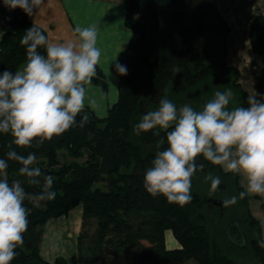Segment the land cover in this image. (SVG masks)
<instances>
[{
  "label": "trees",
  "instance_id": "16d2710c",
  "mask_svg": "<svg viewBox=\"0 0 264 264\" xmlns=\"http://www.w3.org/2000/svg\"><path fill=\"white\" fill-rule=\"evenodd\" d=\"M1 1L0 74L15 72L27 61L21 40L35 26L21 9H9ZM217 0H124L126 26L132 38L116 63L127 68L119 75V98L105 118L88 108L76 117V124L58 137L18 148L11 134L0 133V159L9 150L34 154L33 167L41 169L39 184L20 176L22 165L8 162V180H20L28 194L43 190L44 178L53 177L56 198L39 205L25 200L28 229L24 243L16 249L11 264H48L40 256L43 227L52 218L67 215L82 206V229L78 237L80 264H264V240L260 223L249 211L248 196L229 207L205 201L199 185L205 177L218 176L215 191L222 199L244 191L237 174L225 173L203 157V165L192 178L191 202L179 206L163 196L152 197L144 188V176L158 151L166 149V132L157 130L136 135L141 117L168 98L179 108L185 104L202 110L216 91L233 92L230 108L249 106V95L240 84L238 69L226 62L229 25L220 15ZM43 32L44 30L35 26ZM47 37V36H46ZM250 39L255 52L264 54V16L250 23ZM38 52L46 54L44 47ZM115 63V64H116ZM92 84L104 91L108 83L97 70ZM88 122L81 128V118ZM161 140L165 143L159 148ZM241 220L248 246L239 248L226 237L233 220ZM172 231L181 248L169 250L166 231ZM54 264H67L58 258Z\"/></svg>",
  "mask_w": 264,
  "mask_h": 264
},
{
  "label": "clouds",
  "instance_id": "9594fccd",
  "mask_svg": "<svg viewBox=\"0 0 264 264\" xmlns=\"http://www.w3.org/2000/svg\"><path fill=\"white\" fill-rule=\"evenodd\" d=\"M9 9L19 8L33 15L44 0H4ZM75 40L52 43L41 30L33 26L21 40L26 47L27 63L15 73L0 74V133L11 134L18 148L37 147L58 137L76 124L84 112L87 88L97 75L102 50L97 46L96 25L74 28ZM44 47L46 54L38 52ZM117 73L127 74L126 66L115 64ZM233 92L216 91L202 110L185 104L179 108L168 98H162L158 108L144 114L134 125L136 135L157 130L166 132L167 148L156 153L144 176V188L152 197L163 196L169 203L184 206L191 202L192 178L203 165V157L226 173L238 174L245 191L223 201L229 207L246 195L264 196V102L249 97V106L230 108ZM88 107H93L89 103ZM88 122L85 114L80 121ZM165 143L161 140L157 147ZM22 165L20 176L39 184L41 169L33 167L34 154L21 155L9 150L7 160L0 159V264H11L16 249L24 243L28 229V209L25 200L36 204L52 201L53 177L44 178L39 194H28L20 180H8V162ZM210 191L215 192L221 180L209 174ZM264 247V240L259 242Z\"/></svg>",
  "mask_w": 264,
  "mask_h": 264
},
{
  "label": "crops",
  "instance_id": "0c3cea01",
  "mask_svg": "<svg viewBox=\"0 0 264 264\" xmlns=\"http://www.w3.org/2000/svg\"><path fill=\"white\" fill-rule=\"evenodd\" d=\"M216 7L230 27L227 36V64L238 69L240 84L249 97L255 96L258 101L264 102V54L254 51L250 39L251 20L255 15L264 16V0H217ZM28 19L44 30L52 43L75 40L74 28L77 25H96L97 46L102 50L97 70L104 73L108 90L104 91L91 83L87 88L85 109L92 110L98 118L107 117L109 109L119 98V78L114 65L132 38V32L125 23L124 0H44V4L34 10L33 15H28ZM89 103L93 107H88ZM238 179L245 191L240 175ZM247 196L249 211L260 223L264 238V196ZM82 215V206H78L67 215L46 222L40 245V256L44 262L54 264L58 258H63L67 264H80L78 237L82 229ZM165 238L169 250L181 248L172 231H166ZM183 264L197 262L190 260Z\"/></svg>",
  "mask_w": 264,
  "mask_h": 264
},
{
  "label": "water",
  "instance_id": "95a60500",
  "mask_svg": "<svg viewBox=\"0 0 264 264\" xmlns=\"http://www.w3.org/2000/svg\"><path fill=\"white\" fill-rule=\"evenodd\" d=\"M26 63H27V61L20 64L19 67L16 69V71H18ZM205 201L211 205L216 206V207H220V208L223 207V202L220 200L205 198ZM226 237L231 243H233L234 245H236L239 248H245L248 246V238L245 235L244 230L242 228V221L239 219L233 220L228 225V227L226 229Z\"/></svg>",
  "mask_w": 264,
  "mask_h": 264
},
{
  "label": "rangeland",
  "instance_id": "374dc122",
  "mask_svg": "<svg viewBox=\"0 0 264 264\" xmlns=\"http://www.w3.org/2000/svg\"><path fill=\"white\" fill-rule=\"evenodd\" d=\"M199 189L201 190V191H203V193H205V194H207L206 196H207V198H209V199H214V200H221L222 199V196H221V194H219V193H217V192H211L210 191V185H209V183L207 184V183H205L204 181H203V183H201L200 185H199ZM166 239V238H165Z\"/></svg>",
  "mask_w": 264,
  "mask_h": 264
}]
</instances>
